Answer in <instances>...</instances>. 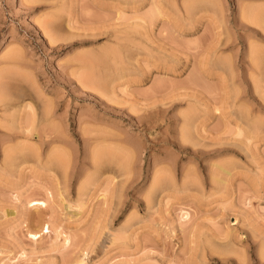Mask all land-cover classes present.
Returning a JSON list of instances; mask_svg holds the SVG:
<instances>
[{"label": "rangeland", "instance_id": "1", "mask_svg": "<svg viewBox=\"0 0 264 264\" xmlns=\"http://www.w3.org/2000/svg\"><path fill=\"white\" fill-rule=\"evenodd\" d=\"M263 235L264 0H0V264H264Z\"/></svg>", "mask_w": 264, "mask_h": 264}, {"label": "bare ground", "instance_id": "2", "mask_svg": "<svg viewBox=\"0 0 264 264\" xmlns=\"http://www.w3.org/2000/svg\"><path fill=\"white\" fill-rule=\"evenodd\" d=\"M157 13V12H156ZM29 105V104H28ZM28 105H25L24 106V108L26 107V106H28ZM29 107V106H28ZM25 111V110H24ZM230 172V171H229ZM221 180V179H220ZM225 180V179H224ZM223 180V181H224ZM225 182V181H224ZM223 182V183H224ZM222 183V182H221ZM49 193H50V191H49ZM28 203H29V206H32V207H34V208H38V207H40V206H47V201L45 200V199H31V200H29L28 201ZM106 226H108V225H106ZM41 230H43V232H44V230H45V232H48L49 230H50V222L48 223V222H46L42 227H41ZM30 234H31V236L32 237H38L40 234H38V232H30ZM239 237V236H238ZM263 237H264V235H263ZM229 239V238H228ZM232 239V238H231ZM236 239H238L237 238V236H236ZM264 239V238H263ZM263 244V247H264V241L262 242ZM84 263V259L83 258H80V259H77L76 261H75V264H83Z\"/></svg>", "mask_w": 264, "mask_h": 264}]
</instances>
